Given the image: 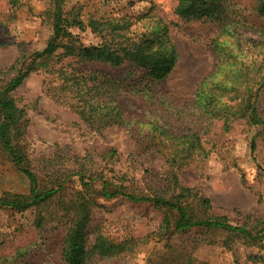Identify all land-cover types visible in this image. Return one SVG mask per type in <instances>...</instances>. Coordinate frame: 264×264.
Wrapping results in <instances>:
<instances>
[{"label":"rangeland","instance_id":"1","mask_svg":"<svg viewBox=\"0 0 264 264\" xmlns=\"http://www.w3.org/2000/svg\"><path fill=\"white\" fill-rule=\"evenodd\" d=\"M51 0H0V70L19 56L41 51L52 35L46 10ZM69 9H79L83 18L132 17L151 12L170 22V35L179 53L178 62L162 81H152L144 70L111 68L95 63L85 69L99 70L144 89L137 95L125 92L118 103L128 119L159 126L177 134L199 132L212 151L180 171V181L211 200L210 212L245 222L264 217V126L260 129L235 122L225 130L222 121L205 115L196 107L195 93L201 80L216 68L214 40L219 29L206 20L184 21L174 12L177 0H66ZM229 5L250 21L264 25L254 14L256 0H228ZM75 32H79L77 29ZM243 37H257L250 31ZM84 44L97 43L89 28L80 33ZM264 41V37H260ZM43 72L30 74L15 93L26 116L18 136L19 146L32 162L41 187L50 186L48 169H40L43 159L59 162L74 155L100 153L115 148L120 166L130 172L131 184L148 195L170 196V172L163 154L138 150L149 143L147 125L133 133L127 127L112 126L92 130L68 106L60 104L44 88ZM264 117V92L259 99ZM144 127V128H143ZM140 129H143L140 130ZM257 149L251 153V140ZM158 139L156 141H160ZM133 153V154H132ZM78 177L67 184L65 198L80 189ZM100 189V183L95 184ZM30 182L0 147V196L29 194ZM89 228L95 257L90 264H264V241L230 236L222 231L162 229L164 218L172 222L176 213L152 203H134L123 196L97 198ZM54 202L48 209H57ZM36 210L19 211L0 207V264H69L62 254L66 229L57 223L35 225ZM225 238H234L230 247Z\"/></svg>","mask_w":264,"mask_h":264},{"label":"trees","instance_id":"2","mask_svg":"<svg viewBox=\"0 0 264 264\" xmlns=\"http://www.w3.org/2000/svg\"><path fill=\"white\" fill-rule=\"evenodd\" d=\"M9 2L16 5L18 0ZM174 12L184 21L206 20L219 29L213 44L216 68L201 80L195 93L198 110L222 121L225 130L237 121L262 128L264 117L259 99L264 92V41L260 37H264V25L245 18L228 0H177ZM254 14L257 19L264 18V0H256ZM46 15L52 23V35L45 48L28 57L19 56L8 68L0 70V147L30 182L29 194H4L0 196V207L36 210L37 227L54 221L65 227L62 254L69 264H90L96 255L90 244L89 228L98 197L123 196L134 203H152L175 211L173 222L167 216L164 218L163 230L222 231L230 236L248 237L253 242L264 241V217L239 222L225 215H213L211 200L180 181L182 169L197 158L206 159L211 155L199 132L177 134L156 122L146 124L128 119L118 103L119 97L125 92L137 95L144 91L127 82L132 72L121 78L84 68L95 63L113 69L132 67L134 71H146L152 81L165 80L179 59L170 35V22L151 12L137 18L85 19L79 9H69L66 0H51ZM86 28L94 34L97 43L82 42L80 33ZM76 29L79 32L76 33ZM243 30L259 38L243 37ZM37 72L46 75L45 92L73 110L92 130L120 126L135 133L138 127L147 125L149 143L141 144L138 150L163 154L170 172V187L174 188L170 196L148 195L131 184L130 172L120 166V154L115 148L74 155L66 162L43 159L40 169H48L51 183L43 189L32 162L19 146L18 136L22 133L26 109L17 104L15 97L24 80ZM158 139L161 140L156 141ZM250 148L254 154L255 139L251 140ZM262 173L264 183V171ZM73 177H78L81 187L65 198L67 184ZM96 183H100V189H95ZM56 199L57 209L50 211L48 207ZM232 240L234 238H225L224 244L230 247Z\"/></svg>","mask_w":264,"mask_h":264}]
</instances>
